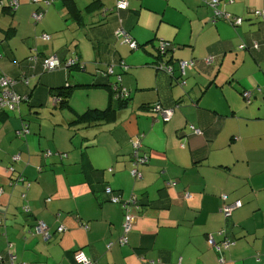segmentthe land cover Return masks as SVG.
I'll return each mask as SVG.
<instances>
[{"label": "crops", "instance_id": "0c3cea01", "mask_svg": "<svg viewBox=\"0 0 264 264\" xmlns=\"http://www.w3.org/2000/svg\"><path fill=\"white\" fill-rule=\"evenodd\" d=\"M18 1L12 13L0 9V74L16 81L23 98L0 111V264L12 257L15 264H74L78 250L99 264H264V22L252 15L264 10V0H220V11L244 19L238 27L212 21L200 0H126L123 11L113 0H88L84 7L59 0L34 24L39 7ZM103 9L111 13L103 16ZM67 19L73 31L87 30L88 41L73 43L71 59L93 58L89 69L63 66L69 57L62 47L73 40ZM119 26L143 52L117 42ZM160 40L174 47L163 59L171 58L175 69L178 60L196 62L185 77L191 92L198 90L193 105L174 111L167 123L143 109L181 101L171 89L174 79L147 65L159 61ZM242 44L248 49L239 50ZM36 51L33 62L28 58ZM48 56L60 67L39 76L40 59ZM207 57L213 62L204 65ZM120 59L127 65L122 86L130 92L124 104L105 88L111 79L99 74ZM65 82L72 87L68 106L50 105L51 88ZM243 91L251 92L249 104ZM88 111L104 114L72 124ZM24 124L29 134L18 137ZM138 136L149 161L134 180L131 140ZM105 186L139 205L125 212L110 202ZM222 194L229 203L242 202L227 219ZM127 213L131 229L120 245ZM39 221L48 235L35 233ZM220 231L232 244L218 253L207 237L219 243Z\"/></svg>", "mask_w": 264, "mask_h": 264}, {"label": "trees", "instance_id": "16d2710c", "mask_svg": "<svg viewBox=\"0 0 264 264\" xmlns=\"http://www.w3.org/2000/svg\"><path fill=\"white\" fill-rule=\"evenodd\" d=\"M13 1H15L16 2V4H12L13 3ZM30 3H34V4H38V3H41V5L40 6H38L39 8H37L36 10L38 11L39 9H41L42 11H43V14L46 12V9L49 7V6H51L52 4H53V1L54 0H51V2H50V4L49 5H45L44 4V1L43 0H37L38 2H34V1H32V0H28ZM202 3H204L205 5H207L208 7H210L211 8V10H212V21L214 20V21H216V20H222V21H224V22H226L227 24H229V25H231L232 27H238V26H240V25H242V23H243V21H244V19L243 18H240V17H233V16H231V15H229V19L227 20V19H225L224 18V15H220L219 17H216L215 15H214V9L209 5V2L211 1V0H200ZM68 2H69V4H71L72 3V1L71 0H68ZM116 2H117V0H115V10L116 11H123V10H126L127 9V7H128V4H127V7L125 8V9H118L117 7H116ZM127 2V1H126ZM230 3H231V1H229ZM219 3H220V0H219ZM219 5V4H218ZM218 5H217V7H216V9L217 10H219V8H218ZM19 6V1L18 0H0V9H2V10H4V11H8L9 13H12L17 7ZM35 10V11H36ZM220 11V10H219ZM255 11H264V10H254V11H252V15L254 16V17H256L257 19H259L261 22H264V20L262 19V18H259L257 15H255L254 14V12ZM221 12V14H224L222 11H220ZM34 13V12H33ZM111 13V11L110 12H108L106 9H103L102 10V15L103 16H108L109 14ZM228 15V14H227ZM237 18H240L241 20H242V22L239 24V25H236L235 24V19H237ZM31 19H32V15H31ZM33 20V19H32ZM33 22H35L34 20H33ZM121 30H123L122 28H120ZM116 31H118V30H116ZM116 31H115V34H114V36H115V38L116 39H118V40H120L121 42H120V44H122V45H125V46H127L128 47V49L130 50V51H134V50H136V49H138V48H140V45L136 42V41H134L132 38H131V36L127 33V32H125L124 30V32L130 37V39H131V41H133L134 43H135V45H136V48L135 49H131V48H129V46L127 45V44H125L124 43V39H123V37H121V36H119V35H117L116 34ZM42 35H48V34H41V36H40V38L43 40V38H42ZM49 36V35H48ZM51 36H49V40L51 39L50 38ZM49 40H43V41H49ZM161 41H163V40H160V42ZM160 42L158 43V58H159V61H155V62H153V63H149V64H147L148 66H150V67H152L153 69H155L157 72H163V73H165L166 75H168L171 79H174L175 81H176V83L177 84H179L180 86H183L184 84H185V77H186V72L188 71V70H191V69H193V68H195V65H196V62L193 60V59H191V60H187V61H183V60H178L177 62H175L176 63V65H177V67H176V69L174 68V61L171 59V58H169V59H166V60H164L163 58L164 57H167V55H169L173 50H174V47L172 46V44L169 42V41H164V42H166L167 44H168V46L164 49V51L163 52H161V50H160ZM0 43H1V41H0ZM256 47H258V46H256V45H254V49L256 50ZM238 49L239 50H247L248 48L246 47V45L245 44H242V45H240L239 47H238ZM48 57H50V56H48ZM48 57H42L41 59H40V64H41V68H42V70H41V73L39 74V76H43L44 74L43 73H52V72H55L57 69H59V67H60V62H59V60H58V62H59V64H58V66L54 69V70H52V71H48V70H46L44 67H43V62H44V60L45 59H47ZM56 57V56H55ZM40 57H39V53L36 51V52H34V53H32L31 54V56H30V58H28V59H31V61H37L38 59H39ZM57 58V57H56ZM212 58V57H211ZM58 59V58H57ZM206 58H204L202 61H203V63H204V65H207L206 63H205V60ZM71 61H73L72 63H70V64H67V65H69V66H64V64L65 63H67V61L63 64V66H64V68H66V70L67 69H71V68H76V69H78V70H81V71H83L84 69H85V65L83 64V63H81L76 57L75 58H72L71 59ZM71 61H69V62H71ZM193 61V67L192 68H186V70H185V72H184V74L182 75L181 73H180V70H179V63L180 62H192ZM212 62H213V59H212ZM211 62V63H212ZM210 63V64H211ZM121 64V65H120ZM209 65V64H208ZM109 67H112V69H113V74L112 75H107V73H106V71H107V69L109 68ZM166 67H171L172 68V72L171 73H167L166 71H165V68ZM115 68H117V69H119V72H115ZM125 72H127V65H126V63L122 60V59H120V60H118L116 63H110V64H108L104 69H100L99 70V74L101 75V76H103V77H105V78H110V77H113L114 78V81L112 82V81H110V82H108L106 85H105V88L109 91V93H110V95L112 96V98H114V99H116L118 102H120L121 104H124V103H126L129 99H130V92L126 89V88H124L123 86H122V74L123 73H125ZM1 77H5L4 75H1L0 74V78ZM5 78H7V77H5ZM120 79V81H118L117 79ZM8 79V78H7ZM9 80H11V79H9ZM22 80H23V82L25 83V84H27V79L26 78H22ZM11 81H13L14 82V85H15V83H16V81L15 80H11ZM118 85V87H122V88H124V89H126V91H127V94H128V96L127 97H119V96H116L115 94H114V92L112 91V87H113V85ZM14 85H13V87H12V90L15 92V90H14ZM120 85V86H119ZM76 86H81L80 84H78V85H76ZM71 89H72V87L67 83V82H65V84H63L61 87L60 86H57V88H56V86H54V87H52L51 88V103H52V105L55 107V106H57V107H63V106H68L67 104H68V96H69V94H70V92H71ZM257 91H259V89L257 90ZM244 92V91H243ZM243 92H241V97H242V99L244 100V102L246 103V104H249V103H247L246 102V100L243 98V96H242V93ZM16 93V92H15ZM251 93V92H250ZM17 94V93H16ZM19 97H20V101L21 100H23V98L19 95V94H17ZM20 104V103H19ZM178 104V103H177ZM154 105H160L161 107H163L161 104H159V103H154V104H148V105H146V106H144L143 107V109L149 114V115H151V116H153L154 118H156V119H158V120H160L162 123H167V122H163L160 118H158L155 114H153L151 111H150V107H152V106H154ZM175 107V106H174ZM174 107H172L171 109H173V113H174ZM165 108V107H164ZM2 110H6V109H2ZM2 110H0V111H2ZM103 114H104V112L103 113H95L94 111H88V112H86L85 114H83V115H78L74 120H73V123L72 124H76V125H78V124H84V123H91V119L92 120H94V119H98L97 117H99V118H101L102 116H103ZM173 116V115H172ZM171 120V119H170ZM95 121H97V120H95ZM192 125H189L188 126V129L190 130V132L191 133H193V134H197V133H195L193 130H191L190 129V127H191ZM196 129V128H195ZM198 131H199V133H201V131L199 130V129H197ZM24 131H26V134H29V129H28V126L26 125V124H24V126H23V129H21L20 131H18V133L16 132V134H17V136L18 137H24L26 134H24L25 132ZM198 133V134H199ZM140 136V135H139ZM138 136V137H139ZM143 136L141 135V138H142ZM135 139H137V138H134L133 140H131V148H132V152H131V155H130V164H131V168H130V171H129V173H130V176H131V171H132V169L134 168V164H135V162H136V160H135V157H134V149H133V146H132V143H133V141H135ZM141 147V146H140ZM49 153V152H48ZM47 152H45V156L48 154ZM143 156H145L146 157V161L145 162H143L142 164H138L137 166H136V168L138 169L141 165H144V164H147L148 163V161H149V159H148V156L147 155H145V154H143V152L141 151V149H139L138 150V157H143ZM136 165V164H135ZM139 171V170H138ZM132 177V176H131ZM133 178V177H132ZM134 179V178H133ZM134 180H139V179H134ZM167 183H169V182H167ZM171 183H174V182H171ZM167 185V184H166ZM107 188H109L108 186H105L104 187V189H103V192H104V194H105V190L107 189ZM110 190H111V193H112V196H116L117 198H119V200H120V202L119 203H114V204H118L120 207H121V209L122 210H124L125 212H126V210H128L130 207H132V206H134V207H136L137 208V206L139 205L138 204V201H137V199H136V197L134 198H131L130 200L131 201H133L134 202V204H128L127 206H126V208H123V205H124V202H128V201H130V200H126V201H124V200H121L120 199V196L118 195V193L117 192H115L114 190H112V188H109ZM106 195V194H105ZM223 195V194H222ZM226 195V194H225ZM107 196V195H106ZM109 197V200H110V196H108ZM227 199H228V196H227ZM111 202V201H110ZM227 203H229V202H227ZM230 203H232V202H230ZM242 203V202H241ZM222 205H223V201H222ZM242 207V206H241ZM240 207V208H241ZM221 208H222V206H221ZM220 208V209H221ZM25 209H28L27 208V206H24V207H22V213H25V214H27L28 213V210L27 211H25ZM239 209V208H238ZM221 212V211H220ZM223 215V214H222ZM224 217V216H223ZM225 218V217H224ZM225 219H227V218H225ZM124 220H125V217H124ZM40 222V221H39ZM37 224H38V222H37ZM37 224H34L32 227H33V229H34V231H35V233L36 234H40V233H37V231H36V226H37ZM58 229V228H57ZM122 230H123V224H122ZM57 232H58V230H57ZM123 233H124V231H123ZM46 234L48 235V227H47V230H46ZM41 235H43V234H41ZM222 237V239H223V236H221ZM229 240V239H228ZM220 243V242H219ZM219 243H217V244H219ZM214 250V249H213ZM78 251H80V250H78ZM215 251V250H214ZM75 252H77V251H75ZM74 252V253H75ZM82 252V251H81ZM74 253H73V255H74ZM73 255H72V259H73ZM0 258H2L1 256H0ZM1 260V259H0ZM94 262V261H93ZM4 263V262H3ZM73 263H74V261H73ZM95 263H97V262H95ZM8 264H15V262H14V259L13 260H10L9 262H8ZM97 264H99V263H97Z\"/></svg>", "mask_w": 264, "mask_h": 264}, {"label": "built area", "instance_id": "2783aa9c", "mask_svg": "<svg viewBox=\"0 0 264 264\" xmlns=\"http://www.w3.org/2000/svg\"><path fill=\"white\" fill-rule=\"evenodd\" d=\"M32 1L38 2L37 0H32ZM43 1H44L45 5H49L51 2V0H43ZM12 4H16V2L13 1ZM218 4H219V0H211L209 2V5L215 11L214 15L216 17H219L220 15H224V18L228 20L229 15L221 14V12L216 9ZM116 7L118 9H122V10L125 9L127 7L126 0H117ZM254 14L257 15L259 18H262L264 20V11H255ZM43 15H44L43 11L41 9H39L38 11H35L34 13H32V19L35 22H39L42 19ZM241 22H242V20L240 18L235 19L236 25H239ZM116 34L123 37L124 43L127 44L129 46V48H131V49L136 48L135 43L133 41H131L130 37L123 30L119 29L118 31H116ZM42 38H43V40H49L48 35H42ZM167 46H168V44L166 42L161 41L160 42L161 52H163ZM204 61L208 65L212 62V58L207 57ZM72 62L73 61L69 62V64ZM58 64H59L58 59L55 56H50L44 60L43 67L48 71H52L58 66ZM193 64H194L193 61L192 62H180L179 63L180 73L183 75L186 68H192ZM165 71L167 73H171L172 68L166 67ZM106 73H107V75H112L113 74L112 67H109L107 69ZM117 80L120 81L119 78ZM13 85H14L13 81H11L5 77L0 78V110H2V109L13 110L14 108H16L19 105L20 97L12 90ZM112 91L114 92V94L116 96H119V97H127L128 96L126 89H124L122 87H118V85H116V84L113 85ZM242 96L246 100L247 103L250 102V97H251L250 92L244 91L242 93ZM150 111L153 114H155L158 118H160L163 122H169L170 119L172 118V115H173V109L164 108V107H161L160 105H154V106L150 107ZM190 129L193 130L197 134L199 133V131L197 129H195L193 126H191ZM24 132L26 133V131H24ZM132 146L134 149V157L136 160V162H135L136 165L134 164V168L131 171V176L134 179H141V173L138 171L136 166L138 164H142L143 162H145L146 157L145 156L138 157V150L140 149V146H141L140 137H137V139H135V141H133ZM173 184L174 183H171V182L167 183V185H173ZM105 194L107 196H110V201L112 203H119L120 202L119 198H117L116 196H112L111 190L109 188H107L105 190ZM221 199L223 201V205H222V208L220 209V211L225 218H229L234 210H236L242 206V203L240 200L234 201L232 203H227V195H225V194H223L221 196ZM128 204H134V202L131 200L128 202H124L123 208H126V206ZM25 211H27V209H25ZM130 229H131V218L127 213L125 215V220L123 223L124 234L118 240V243L120 245H123L124 243H126L125 235ZM46 230H47V227L45 226V224L43 222H38V224L36 226L37 233L43 234L45 236V235H47ZM57 230H58V232H62L64 230V228H63V226H59ZM218 235L224 236V232L220 231L218 233ZM207 244L209 245V247L214 249L216 252L220 253L222 251V249H227L232 244V242L224 236L223 239L221 240V242L219 244H217L214 241L212 236H208L207 237ZM111 246H112V243H109L107 245V248H110ZM11 260H13V257L11 258ZM73 261H74V264H97V263L93 262L92 260H90L81 251H77L74 253ZM220 262H223L222 258H221Z\"/></svg>", "mask_w": 264, "mask_h": 264}, {"label": "rangeland", "instance_id": "374dc122", "mask_svg": "<svg viewBox=\"0 0 264 264\" xmlns=\"http://www.w3.org/2000/svg\"><path fill=\"white\" fill-rule=\"evenodd\" d=\"M86 1L88 2V0H77V2L80 5V7H84V5H86V4H84V3H86ZM113 1H114V5H115V0H113ZM53 3L60 4L59 3V0H54ZM27 4L30 5V3H27ZM31 5H33V4H31ZM35 5L39 6L38 4H35ZM53 7L54 6H51L50 9L52 10ZM65 22L67 23L66 24L67 30H65V31H68L71 34L70 38L72 37L73 40L72 41L69 40L68 44L66 46H63L62 47V49L67 52V55L69 57L67 63H65L64 66H66L67 64H69V61H71V56H73L72 55V51L74 50L73 43L79 42V39L88 41V39L85 36V33H86L87 30L84 31L82 28H79V29H75L73 31V29L71 28V26L73 24L72 23V20L71 19H67ZM32 23H33V21H32ZM120 28H122V27L119 26V27L116 28V30H119ZM122 29L126 32V30L124 28H122ZM31 40H32V42H36L35 41L36 40L35 39V35L32 36ZM116 40H117L118 43L121 42L118 39H116ZM70 46H71V48H69ZM139 51L140 52H143L140 48H138V50H135L134 52H139ZM97 52H98V50L95 49L94 50V53L97 54ZM92 59L93 58H90L89 59L90 60L89 62H86L87 60H83L82 62L81 61L80 62L83 63L86 66V68L89 69L90 68V64L91 65H94L92 63V61H93ZM43 74H46V73H43ZM110 79H111L112 82L114 81V78L113 77H110ZM185 81H186V86H180L179 84H177L176 82H174V80H171V82H172L171 89L175 90L177 93H179V96H181V97H179V98H181L180 103L176 104L175 107H174V111L175 112H179L180 110L184 111V110H187L188 108H190V106L193 105V101L196 98V94L198 93V90H195L194 92H191V89L189 87V84H187V79H185ZM50 105H52V103ZM187 125H189V124H187Z\"/></svg>", "mask_w": 264, "mask_h": 264}]
</instances>
